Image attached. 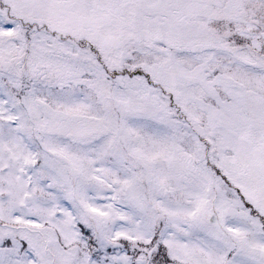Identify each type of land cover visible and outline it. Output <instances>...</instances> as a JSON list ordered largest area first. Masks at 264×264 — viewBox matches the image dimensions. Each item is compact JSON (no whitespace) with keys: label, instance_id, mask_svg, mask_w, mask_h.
Masks as SVG:
<instances>
[{"label":"snow or ice","instance_id":"6c2138e0","mask_svg":"<svg viewBox=\"0 0 264 264\" xmlns=\"http://www.w3.org/2000/svg\"><path fill=\"white\" fill-rule=\"evenodd\" d=\"M0 264H264V0H0Z\"/></svg>","mask_w":264,"mask_h":264}]
</instances>
